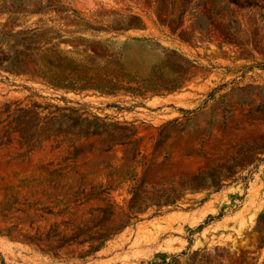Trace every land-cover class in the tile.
Segmentation results:
<instances>
[{"label": "rangeland", "instance_id": "rangeland-1", "mask_svg": "<svg viewBox=\"0 0 264 264\" xmlns=\"http://www.w3.org/2000/svg\"><path fill=\"white\" fill-rule=\"evenodd\" d=\"M60 1L78 13L0 12V55L24 69L0 66V112L79 101L100 133L27 151L0 125V260L264 264V0H193L192 43L158 20L156 0ZM121 21L141 26L107 28ZM52 47L76 63L113 51L125 76L105 60L88 72L121 88H54L31 61Z\"/></svg>", "mask_w": 264, "mask_h": 264}, {"label": "trees", "instance_id": "trees-1", "mask_svg": "<svg viewBox=\"0 0 264 264\" xmlns=\"http://www.w3.org/2000/svg\"><path fill=\"white\" fill-rule=\"evenodd\" d=\"M220 1V0H219ZM223 1V0H221ZM225 7L233 4L237 7L258 6V3L246 0H225ZM156 13L158 20L162 24L168 25L172 34H177L182 41L192 43L194 39V27L201 16L197 12L199 3L193 0H156ZM32 4L34 6H32ZM264 8V6H260ZM45 10H55L65 18L71 14L78 13L71 6L61 3L60 0H0V12H10L12 14L26 12H42ZM213 7L207 9L211 12ZM188 12L196 19L192 21L190 30L184 29V19ZM218 12V11H217ZM217 14V13H216ZM138 19V16H133ZM140 19V18H139ZM212 19V18H211ZM213 20V19H212ZM214 21V20H213ZM193 25V26H192ZM201 27V24H198ZM141 26L139 22H119L118 26L107 25L108 29L119 30L130 27ZM222 31L230 34L229 28L220 22ZM48 31H43L41 36L46 37ZM28 51V50H25ZM72 50H61L56 47L49 48L40 55H36L31 60L35 66V73L50 83L54 88H65L72 90H84L88 88H100L107 92H115L121 88L120 83L113 78H96L89 74L88 70L98 69L99 61L105 60V74L120 78L125 76V70L120 67V61L113 51L104 54L86 52L85 63H76L69 55ZM27 57L29 54L24 52ZM0 66L10 71H23V66L19 64L16 68L11 64L10 56L0 55ZM132 89V88H130ZM135 93H143L138 89H132ZM64 97V96H63ZM79 106L65 104L63 106L48 103L46 106L38 102L31 105H23L22 102L15 103V108L6 105L0 112V125L4 124V134L7 141H10L11 133L18 134L20 143L27 146V151L40 145L43 141L63 137V139L74 140L81 136L99 134L98 120L100 117L92 115L85 109V104L76 101ZM48 109V112L45 110ZM92 116L93 119H90ZM1 264H6L0 260Z\"/></svg>", "mask_w": 264, "mask_h": 264}]
</instances>
